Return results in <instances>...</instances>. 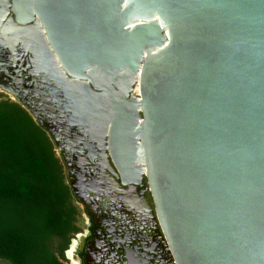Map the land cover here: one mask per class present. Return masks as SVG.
<instances>
[{"label":"water","instance_id":"water-1","mask_svg":"<svg viewBox=\"0 0 264 264\" xmlns=\"http://www.w3.org/2000/svg\"><path fill=\"white\" fill-rule=\"evenodd\" d=\"M6 2L0 94L58 150L108 138L176 264H264V0Z\"/></svg>","mask_w":264,"mask_h":264},{"label":"trees","instance_id":"trees-1","mask_svg":"<svg viewBox=\"0 0 264 264\" xmlns=\"http://www.w3.org/2000/svg\"><path fill=\"white\" fill-rule=\"evenodd\" d=\"M80 221L54 142L0 94V264H66Z\"/></svg>","mask_w":264,"mask_h":264},{"label":"flooded vegetation","instance_id":"flooded-vegetation-1","mask_svg":"<svg viewBox=\"0 0 264 264\" xmlns=\"http://www.w3.org/2000/svg\"><path fill=\"white\" fill-rule=\"evenodd\" d=\"M8 3L0 0V10ZM58 150L67 183L81 212V231L72 241L70 264H176L155 216L147 180L124 182L108 138ZM91 141L93 152L84 147ZM56 147V146H55ZM70 156L66 163L63 158ZM93 157V158H90Z\"/></svg>","mask_w":264,"mask_h":264},{"label":"rangeland","instance_id":"rangeland-1","mask_svg":"<svg viewBox=\"0 0 264 264\" xmlns=\"http://www.w3.org/2000/svg\"><path fill=\"white\" fill-rule=\"evenodd\" d=\"M4 96H6V97H8L9 99H11L12 100V98L10 97V96H8V95H6V94H3ZM13 101V100H12ZM57 155H58V157H59V153L57 152ZM2 264H9V263H6V262H3ZM66 264H70V262H66Z\"/></svg>","mask_w":264,"mask_h":264}]
</instances>
